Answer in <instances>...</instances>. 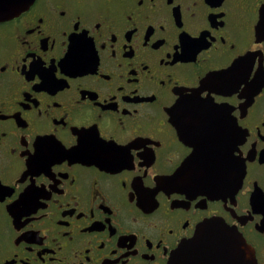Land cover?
Wrapping results in <instances>:
<instances>
[{"label": "flooded vegetation", "instance_id": "af4514ba", "mask_svg": "<svg viewBox=\"0 0 264 264\" xmlns=\"http://www.w3.org/2000/svg\"><path fill=\"white\" fill-rule=\"evenodd\" d=\"M225 128L245 173L215 197ZM212 218L264 264V0L0 17V264H170Z\"/></svg>", "mask_w": 264, "mask_h": 264}, {"label": "water", "instance_id": "95a60500", "mask_svg": "<svg viewBox=\"0 0 264 264\" xmlns=\"http://www.w3.org/2000/svg\"><path fill=\"white\" fill-rule=\"evenodd\" d=\"M32 1L0 0V17L18 14ZM225 127L232 128L226 119ZM237 145L225 128V168L218 171L214 168L213 187H206L215 197L221 195L224 188L225 197L234 195L242 183L245 166L234 154ZM170 264H257V260L253 248L235 228L220 218H212L198 225L194 236L177 249Z\"/></svg>", "mask_w": 264, "mask_h": 264}]
</instances>
